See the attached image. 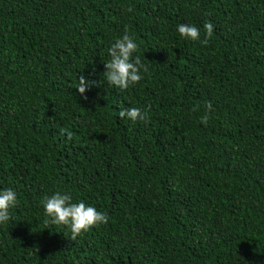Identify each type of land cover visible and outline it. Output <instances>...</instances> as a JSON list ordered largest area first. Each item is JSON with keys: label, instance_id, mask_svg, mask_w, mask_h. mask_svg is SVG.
<instances>
[{"label": "trees", "instance_id": "1", "mask_svg": "<svg viewBox=\"0 0 264 264\" xmlns=\"http://www.w3.org/2000/svg\"><path fill=\"white\" fill-rule=\"evenodd\" d=\"M205 22V44L176 31ZM125 31L148 70L120 89ZM0 187V264H264V0H0ZM55 191L107 222L73 238Z\"/></svg>", "mask_w": 264, "mask_h": 264}, {"label": "clouds", "instance_id": "2", "mask_svg": "<svg viewBox=\"0 0 264 264\" xmlns=\"http://www.w3.org/2000/svg\"><path fill=\"white\" fill-rule=\"evenodd\" d=\"M204 38H200V29L192 23H179L176 31L180 37L189 40H199L201 44L207 43V37L212 34L213 26L210 22H205ZM138 49L134 38L124 32L116 38L107 48V59L103 61V80L109 86H116L120 89L128 88L130 85L142 79V74L147 72V66L141 62L136 55ZM95 81L81 74L78 78L76 90L82 96ZM87 99L86 96H84ZM119 117L131 121L145 120L146 113L139 107L129 106L119 110ZM208 116L201 117V123H207ZM71 135V133H67ZM18 202V194L13 187H0V225L6 224L10 220L9 210ZM44 215L46 219L54 225H66L73 238L88 231L90 228L104 224L108 216L99 211L95 206L83 200L73 201L70 193L65 191H55L51 195L42 198Z\"/></svg>", "mask_w": 264, "mask_h": 264}]
</instances>
